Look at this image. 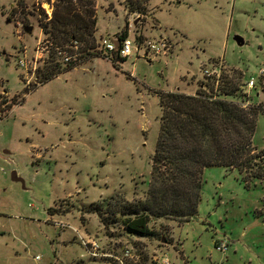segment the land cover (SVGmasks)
<instances>
[{
	"label": "rangeland",
	"instance_id": "obj_1",
	"mask_svg": "<svg viewBox=\"0 0 264 264\" xmlns=\"http://www.w3.org/2000/svg\"><path fill=\"white\" fill-rule=\"evenodd\" d=\"M55 1L0 0V84L10 98L0 119V264H93L87 236L101 252L128 248L123 264H160L162 253L171 264H264V176L207 166L197 214L151 218L154 236L130 234L121 213L150 186L159 92L227 81L238 88L234 100L264 105V0H143L144 13L126 0H94L95 29L71 69L63 60L75 52L71 41L45 30V4ZM123 32L175 44L167 55L117 64L95 53L100 36ZM25 50L35 70L19 66ZM210 64L218 80L203 76ZM251 77L246 98L240 89ZM256 121L254 145L264 150V112Z\"/></svg>",
	"mask_w": 264,
	"mask_h": 264
},
{
	"label": "trees",
	"instance_id": "obj_2",
	"mask_svg": "<svg viewBox=\"0 0 264 264\" xmlns=\"http://www.w3.org/2000/svg\"><path fill=\"white\" fill-rule=\"evenodd\" d=\"M54 4L45 30L51 29L56 39L87 43L96 25L94 0H56ZM126 4L132 12H145L143 0H126ZM112 61L117 64V59ZM72 67L69 62L65 69ZM45 77L51 78L50 74ZM222 85L216 88L214 81H201L195 93L159 92L161 124L151 157L150 186L146 198L121 210L130 234L154 236L151 218L188 221L194 217L207 166L224 165L264 176V150L253 141L257 116L264 112V105L243 106L232 98L238 95L237 86L227 81ZM240 90L248 98L243 85Z\"/></svg>",
	"mask_w": 264,
	"mask_h": 264
},
{
	"label": "built area",
	"instance_id": "obj_3",
	"mask_svg": "<svg viewBox=\"0 0 264 264\" xmlns=\"http://www.w3.org/2000/svg\"><path fill=\"white\" fill-rule=\"evenodd\" d=\"M46 12L48 14L47 19L52 18L53 13V6L49 4H45ZM120 35V34H119ZM108 36V35H102L98 39V43L95 48V53L99 54L100 56H104L105 58L109 60H113L114 58L117 59V62L122 58H125V60L128 57L136 56V57H148L149 55L152 56H164L167 55L168 52L171 51V48L175 44L173 43V38L170 36H159V37H143L140 34L135 35H129L126 36ZM80 41L77 39H73L71 41V47L73 50H75L74 53L69 52H63V60L65 63H69L72 60H77V50L79 49ZM39 46L40 41L37 44V57L41 55L39 53ZM28 53L27 50H25L22 53L21 58H19L18 63L19 66L24 68L27 72L29 70H35L32 66H29L28 62ZM202 74L204 77H215L218 80V77L220 76L218 67L215 64H210L209 67H204L202 70ZM264 75V69H261L260 76ZM256 85L255 79L253 77L246 79L244 83V92L248 94L249 88H252ZM9 93L8 91L3 87L2 84H0V119L4 116L5 111L7 110L6 106L9 102ZM249 99H246V101L242 102L243 106H246L249 104ZM82 244L86 247L87 252L94 258H101L104 257H113L114 261H117L119 264H123L124 257L129 256L132 257V254L130 250L127 248L123 251L122 255H118L116 253L112 254L110 252H101L100 246L96 242V240L87 237L82 238ZM216 246L219 250L225 251L228 247L227 240L219 239L216 241ZM164 255L157 257V260L160 264H171V261L166 253H162ZM104 264H107L106 262Z\"/></svg>",
	"mask_w": 264,
	"mask_h": 264
},
{
	"label": "water",
	"instance_id": "obj_4",
	"mask_svg": "<svg viewBox=\"0 0 264 264\" xmlns=\"http://www.w3.org/2000/svg\"><path fill=\"white\" fill-rule=\"evenodd\" d=\"M26 30H28L30 32L32 30V25L26 26ZM235 39L238 42V44H243L244 43V39H243V37L241 35H235ZM12 178L15 179V180H22V177L18 176L16 170L12 171Z\"/></svg>",
	"mask_w": 264,
	"mask_h": 264
},
{
	"label": "crops",
	"instance_id": "obj_5",
	"mask_svg": "<svg viewBox=\"0 0 264 264\" xmlns=\"http://www.w3.org/2000/svg\"><path fill=\"white\" fill-rule=\"evenodd\" d=\"M108 252V251H107ZM94 260L93 264H104L106 260L104 259H97V258H92Z\"/></svg>",
	"mask_w": 264,
	"mask_h": 264
}]
</instances>
